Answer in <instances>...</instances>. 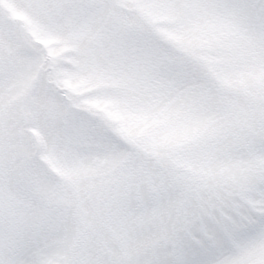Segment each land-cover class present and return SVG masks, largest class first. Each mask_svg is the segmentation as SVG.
Wrapping results in <instances>:
<instances>
[{
  "label": "rangeland",
  "instance_id": "rangeland-1",
  "mask_svg": "<svg viewBox=\"0 0 264 264\" xmlns=\"http://www.w3.org/2000/svg\"><path fill=\"white\" fill-rule=\"evenodd\" d=\"M133 243L264 264V0H0V264Z\"/></svg>",
  "mask_w": 264,
  "mask_h": 264
},
{
  "label": "snow or ice",
  "instance_id": "snow-or-ice-1",
  "mask_svg": "<svg viewBox=\"0 0 264 264\" xmlns=\"http://www.w3.org/2000/svg\"><path fill=\"white\" fill-rule=\"evenodd\" d=\"M171 210L169 206H162L159 215L163 218L165 213H169ZM145 219H147V216ZM135 247H137L135 243L129 245L128 258L126 259L117 258L112 261H98L92 258H84L81 264H167L166 261H141L133 255L132 249ZM13 264H59V262L53 260L44 250H38L34 253L32 259L14 261ZM179 264H183V262H179Z\"/></svg>",
  "mask_w": 264,
  "mask_h": 264
}]
</instances>
